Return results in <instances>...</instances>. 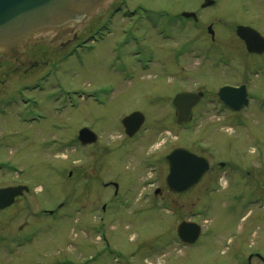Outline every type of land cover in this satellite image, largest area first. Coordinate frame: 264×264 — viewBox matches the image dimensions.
Returning <instances> with one entry per match:
<instances>
[{
    "label": "rangeland",
    "instance_id": "374dc122",
    "mask_svg": "<svg viewBox=\"0 0 264 264\" xmlns=\"http://www.w3.org/2000/svg\"><path fill=\"white\" fill-rule=\"evenodd\" d=\"M214 1L208 10L203 0H125L200 10V22L161 35L105 11L89 20L92 28L107 18L102 38L77 59L43 58L60 65L36 87L34 67L14 72L0 61V188H29L0 210V264H264V54L248 53L235 32L245 25L264 36V0ZM232 84L250 97L238 112L216 97ZM92 87L104 105L74 94ZM181 90L206 94L187 125L171 106ZM134 111L145 123L129 139L120 121ZM84 126L98 137L86 146L77 141ZM176 147L211 164L179 195L164 184V157ZM183 221L200 225L195 243L178 240Z\"/></svg>",
    "mask_w": 264,
    "mask_h": 264
},
{
    "label": "water",
    "instance_id": "95a60500",
    "mask_svg": "<svg viewBox=\"0 0 264 264\" xmlns=\"http://www.w3.org/2000/svg\"><path fill=\"white\" fill-rule=\"evenodd\" d=\"M113 0H0V55L8 58L19 57L22 50L31 42L49 37L55 38L74 34L95 17L101 9ZM212 4L207 1L203 6ZM184 16L193 15L183 13ZM208 32L213 36L212 27ZM236 35L244 42L247 52H264V37L249 26L236 27ZM219 99L233 111L247 106L248 97L245 86H225L218 90ZM202 93H181L173 98L178 116L177 121H185L191 108L197 103ZM144 123V115L134 111L121 120L124 133L132 137ZM97 136L84 127L78 131L81 145L96 142ZM168 173L165 177L166 188L176 194L185 193L197 185L209 169L208 160L196 155L184 147H176L166 155ZM28 192L26 186L0 189V209L11 206L17 197ZM201 232V227L194 222H181L177 235L185 244L194 243Z\"/></svg>",
    "mask_w": 264,
    "mask_h": 264
},
{
    "label": "flooded vegetation",
    "instance_id": "af4514ba",
    "mask_svg": "<svg viewBox=\"0 0 264 264\" xmlns=\"http://www.w3.org/2000/svg\"><path fill=\"white\" fill-rule=\"evenodd\" d=\"M204 1L205 0H203V2ZM203 2L198 3L201 9L209 10V8H211V6H214L215 4V1H214V3L210 7L208 6L202 7ZM143 4L142 3L137 4L131 9V7H129L126 4L125 0H113L111 4H109L107 7L101 9V11L97 15H100L106 11V15L111 17L112 19H114L117 15L122 17L121 13L123 14L124 17H129L130 15V19H132V17L135 16L136 17L135 21L132 22V24L134 25L135 23V25L138 26V29H140L139 27L140 25L145 23V25H149L148 26L149 29L157 28L159 30V34L161 35L163 33L165 34V32L169 31L170 29L172 30L173 28H176L175 25H177V27H184L185 25L189 24V25H192L194 28H196L199 25V22H200L199 21L200 19L199 11L200 10H195V9L181 10V11L175 10V12H172L164 8L155 9L153 7H150L145 4L143 5ZM183 12H192L194 13V15L190 17H184L182 15ZM97 15L95 16V18H99ZM89 25L90 24L88 21V23L85 26L79 28L77 31L74 32V34H70V35L68 34L66 36L55 38L56 40H51L49 37H43V38L37 39L29 43L22 50L19 57L8 58L3 55H0V61H3L4 63L8 65L7 67L9 71H14V72L22 71L24 73H27L28 70L26 69L34 67L35 71H38L37 72L38 74H36V76L34 77V80L31 83L36 87L38 83H41L44 80H48L52 72H54L57 69L58 65H60V62L58 65L56 64L57 62H53V64H51L50 67H48L47 62H44L43 58H45L48 55L53 56V54L57 55L58 53H61L60 60L63 62L72 57H75V59H77V57L82 52H85L86 50H90L92 48L91 45H93L94 42H97L99 39L102 38V36L104 35L102 31L106 32L109 30L107 18L104 21L97 23V25L93 26L92 28H89ZM84 29H87V32L80 37V34H81L80 32H82ZM104 29H106V31ZM133 42L134 43L132 46L134 48L135 47L141 48V45L138 43L139 42L138 39L133 38ZM114 49L115 47L112 50L114 51ZM212 51L215 52V48H213ZM140 52L143 53L146 57H148V60H150V61L147 60L144 64V66L147 67L146 63L148 64L149 62H152L154 59L152 47L149 44H146V48L144 50L140 49ZM182 53H183V49L182 50L179 49L177 53L172 54L171 62H173L175 65L179 64L183 60V57H184ZM138 54H139L138 52H134V51L132 53L133 57ZM8 62H11V64H8ZM27 85L29 86L30 83ZM241 85L246 86L245 84H232V85H224V86L239 87ZM84 90L85 91L82 92L81 95H79L82 98V100H84V102L87 101V102H91L93 104H98L101 106L104 105V103L100 100V97H99L100 91L98 87H92V89L84 88ZM184 92L198 93V92H193L192 90H181L179 93H184ZM205 96L206 94L203 93L199 101L191 108V113L188 116V118L182 122L177 121L178 113H177L176 108L172 105V102H171L172 108L176 111V121L179 123V125L180 124L187 125V124L192 123L195 120L194 110L200 104L201 100L205 98ZM205 104L212 106L213 101L208 100L207 103ZM223 108H225L228 111H231L230 109L224 106ZM144 123H145V120H144ZM144 123L141 126L140 130L136 132V134L128 138L133 139L134 137H136L138 133L142 131V129L144 128ZM198 155L202 156V154H198ZM216 164L221 168L225 167L224 166L225 163L222 160L217 161ZM210 170H211V164L209 166L208 171ZM167 172H168V167H167ZM164 184H165V179H164ZM112 185L114 186L115 193H116V189L118 188V185L116 183H113ZM168 191L173 193L170 190Z\"/></svg>",
    "mask_w": 264,
    "mask_h": 264
}]
</instances>
